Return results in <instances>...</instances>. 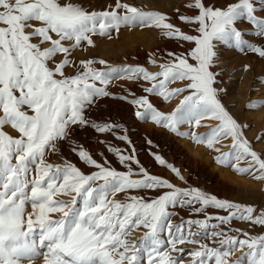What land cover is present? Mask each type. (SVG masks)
Returning a JSON list of instances; mask_svg holds the SVG:
<instances>
[{"label":"snow or ice","instance_id":"6c2138e0","mask_svg":"<svg viewBox=\"0 0 264 264\" xmlns=\"http://www.w3.org/2000/svg\"><path fill=\"white\" fill-rule=\"evenodd\" d=\"M186 7L196 14L181 15L179 20L193 25L195 35L184 32L164 14L142 11L121 0L99 12L88 11L74 0H0V264H32L40 257L44 264H143V259L147 264H183L185 250L178 245L185 244L198 246L186 253L191 264H229L228 258L245 248L235 264H245V260L246 264H264V233L252 236L236 229L238 234H233L231 227L233 221H240L264 228V211L257 214L252 206L222 200L195 187L179 188L150 174L124 125L89 116L99 99L118 98L133 106L139 121H150L209 149L230 138L231 151L217 156V163L227 166L234 158L237 163L231 167L238 174L264 181V158L253 150L241 125L223 106L214 87L218 74L210 70L220 45L230 44L264 58V43L244 38L253 35L264 42V18L257 15L264 13V0H238L224 7L192 0ZM240 22L253 31L238 30ZM122 27L155 28L164 38L191 47L179 54L168 52L171 59L160 64L155 74L143 66L100 70L93 65L105 61L88 59L77 64L71 59L85 43L93 45V36L111 38V31ZM68 68L73 75L66 74ZM116 79L146 82L150 86H140L147 95L136 96L125 89L131 99L115 97L109 85ZM178 81L184 87L170 90L169 85ZM180 95L183 99L168 114L149 99L155 96L170 102ZM260 106L264 105L253 101L247 107ZM205 119L218 121L208 134L179 131L181 125L199 127ZM6 126L18 135L6 133ZM77 127L111 133L123 141L130 153L104 140L100 143L106 144L107 152L124 170L112 167L106 157L98 162L78 145ZM61 143L68 144L91 171L85 173L63 157V163L48 162L50 154H60ZM146 143L152 146L151 140ZM152 155L159 166L183 180L161 155ZM244 160L248 167H239ZM137 190L159 194L150 200L127 195ZM119 193L126 194V202L114 199ZM61 195L70 199H58ZM177 207H188L194 214H204L203 218L174 223L177 212L171 209ZM208 208L227 215L210 214ZM140 228L147 230L141 241L130 242ZM205 239L211 243H204ZM43 248L47 250L42 252ZM174 252L179 255L173 256Z\"/></svg>","mask_w":264,"mask_h":264},{"label":"rangeland","instance_id":"374dc122","mask_svg":"<svg viewBox=\"0 0 264 264\" xmlns=\"http://www.w3.org/2000/svg\"><path fill=\"white\" fill-rule=\"evenodd\" d=\"M139 1L121 0L122 3L135 6L142 11L164 14L169 18V20L172 23L180 27L184 32L193 35L196 34L194 32L193 25L183 24L179 20V16L181 15L194 16L196 14L193 10H190L186 7V5L192 2V0H186L184 4H182L181 6H179V8L176 9L167 8L168 0H139ZM74 2L78 3L79 5H82L88 11H97V12L110 10L115 4V0H74ZM228 2L235 3L238 2V0H204L206 6H215V7H224ZM257 15L261 18H264V13L258 12ZM237 28L238 30H243V31H253L251 26L247 25L244 22L238 23ZM133 29L128 27H122L118 32L112 30L111 37L113 39L108 38L107 36L104 37H101L99 35L93 36L92 37L94 41L93 45L89 47V45L85 43L81 49H78L75 53H73L71 59L74 60V62H76L77 64L79 63V61L88 60V59H94L96 61H100L97 58V55H95L94 58H91L89 57V54L96 52L95 50L100 51L102 44L108 46L111 44H115L113 41L114 39H116L120 35H126L127 33L135 34L137 32L140 33L148 32L149 34L156 33V35H161L163 37L162 32L155 28L135 27ZM244 38L248 40L250 43H255V44L264 43L253 35H246ZM164 40L165 42L164 44H162V51L174 50L177 51V53L179 54L186 52L191 47V45L183 44V43H180L178 45V42L166 38H164ZM217 52H218V59L215 60L214 66L210 70L213 73L218 74L216 76V83L214 85V87L218 90V97L220 98L225 109L241 125V130L243 132L244 138L250 143L253 150L256 151L258 155H261L262 158H264V127L260 125V119L257 117L255 118V113H254L255 111L257 113L264 106H260L256 109H253L252 111L254 110L255 111L251 113L252 115L248 114L249 108L247 107L250 104L249 102H253L255 100H256L255 102H258L260 105H264V94H263L264 83H262L264 82V58H260L259 56L248 51L242 52L236 50L230 44L218 46ZM152 62L153 61L144 65L143 67L146 68L145 70L148 71L149 73L152 74L158 73L160 71L159 65L163 63L162 62L152 63ZM99 66L101 67L99 68ZM118 66L120 65L118 64L101 65L99 63L93 65V67L100 70H106L108 67L123 68ZM133 67H137V66H133ZM250 71L252 72V74L254 73L253 74L254 82H256L258 86V88L256 87L257 88L256 92L259 91L258 96L252 98L251 100L248 99V97L246 96L248 95V91H247L248 89L247 87H245L246 85H245V75H244L245 72L246 74L247 73L250 74L251 73ZM66 74L69 76L73 75L74 74L73 69L72 68L66 69ZM120 81L125 82L127 84L131 83L127 80L116 79L112 81L111 84L114 83L119 84ZM242 84L244 86H242ZM144 85L146 87L150 86L146 82H144ZM183 87H184V82H179V81L169 85L170 90L175 88H183ZM239 87H242V89L243 88L244 89L242 91L241 90L239 91ZM128 88H131L132 91L136 94V96L147 95L143 91L140 94H137L135 92V90L137 89L136 86L134 85L130 86L125 84L122 86L121 89L112 90L111 92L115 97L128 96L127 91H125V89ZM239 92L242 93L241 94L242 98L240 100L238 96V94H240ZM186 94L187 93H184V95ZM131 98H132L131 96H128V99ZM149 99L152 103L153 102L155 103V104L153 103V105L157 107L158 110L168 114L171 113L180 103V100L183 99V95L175 97L170 102H164L161 97H155V96H150ZM236 104L237 105L242 104V107L244 106L243 110L240 113H238L237 111ZM131 106L132 105L127 103L125 100L120 101V99L118 98H102L97 101L96 106L89 113V116L91 119L97 120L98 122H102V123L114 122L124 125L127 128V134L129 135L131 141L135 145L138 159L140 160L141 164L149 171L150 174L163 177L179 188L195 187L209 195L216 196L219 199L227 200L233 203H238L242 206H252L254 209L257 210V214L260 211H264V181L257 180L253 178V176L248 174H243V175L238 174L234 170V168L231 167V164L237 163L234 158L227 166L217 163L216 160L217 156L221 155L222 153H227L231 151L230 138L222 139L219 143H216L212 149H209L204 144L195 143L188 137L176 135L172 132H169L166 129H162L160 127L155 126L153 123L151 124V122L139 121L137 118H135L134 115L135 109L133 108V106L132 107ZM128 108H132L134 110L133 112H130L129 115L131 116L126 115ZM131 119L136 121V123L139 125H141L142 123L145 125L148 124L153 125V129L150 130L149 134L147 132L149 130H147L143 134L139 133L136 130V128L132 126ZM217 124L218 121L212 119H205L201 121V125L199 127L193 129L189 125H184V127L179 128V131L180 132L182 131L181 133H188L191 131H195L197 135H204L210 133L211 129L215 127ZM4 131L14 137L18 135L14 130H12L10 127L7 126L4 128ZM154 131H157L159 135H154ZM258 137H260V139H257ZM74 138L77 141L78 145L83 146L85 150H88L90 154L93 156V158L96 159L98 162L103 163V159L106 157L111 162L112 167L116 168L117 170H121V171L124 170L122 166L118 163L114 155L107 152L106 144L111 145L113 147L126 149L128 153L131 152V149L123 141L115 139L111 133L98 134L90 128L80 129L79 127H77L74 132ZM165 139L174 142L175 143L174 145L176 147L177 145L180 144V149L183 146V144H185V146L186 145L189 146L194 151L198 150L199 153L196 152L195 154H197L196 156L198 157V159L200 158L203 159L202 165L188 164L183 158L181 150L179 151V153L176 154L177 156L175 155V157H173L172 149L168 145V142L164 143ZM101 140L106 141V144L100 143ZM148 140L152 141L151 147L146 143V141ZM156 145H158V147H156ZM59 148H60V154H50L49 157L47 158L48 162L53 164H60L63 163V159H62L63 157L66 158L69 162L76 164V166L79 167L81 170H83L85 173L91 171V169H89L79 161L78 157L71 151L68 144L61 143L59 145ZM215 149H219V151H216ZM101 153H103V156L100 155ZM153 153L161 155V157L165 159L167 164H170L173 167H175L180 172V175L183 177V180L176 177L169 169L159 166L153 158L152 155ZM204 163L207 165L206 174L200 172V170H202ZM238 166L248 167V163L246 160L240 161L238 163ZM133 168L135 169L136 165H133ZM211 173L212 176H210ZM134 178H139V177H134ZM158 194H159L158 192L150 191V190H137V191H130L129 193H127V195L143 196L146 200L155 198ZM125 195H126L125 193L116 194L114 199L120 202H126ZM57 198L64 201L70 199L69 196H65V195H61ZM196 207H199V205H196ZM171 210L177 212V215L172 218L174 223H179L182 218L185 220L190 218L200 219L203 218L204 215L202 213L194 214L191 212V209L188 207H184V208L177 207ZM27 211L28 212L32 211L30 205L27 207ZM206 211L213 215H220V216L227 215V213L224 211H218L212 208H208ZM53 218L54 219L58 218V214L54 215ZM231 227L233 228V234H238L235 233L236 229L244 230L252 236H256L258 234L264 233V228L251 225L249 222L233 221ZM145 231L147 230L143 228L135 230L132 236L130 237V242H137V243L140 242L141 239L143 238ZM162 238L166 240L167 237L165 235ZM240 238H244V237L240 236ZM203 242L209 244L211 243L206 239ZM178 247L183 248L185 250V255L183 257V264H191V257L188 256L186 253L192 250H196L198 246L185 244V245H178ZM46 250H47L46 248L41 249L42 252H45ZM246 251L247 249L245 248L243 251L234 252V254L228 258L229 264H235V261L242 256L243 252ZM141 255L143 257V253ZM172 255L178 256L179 253L174 252L172 253ZM25 264H28V262L25 261ZM32 264H44L43 258L42 257L37 258L32 262ZM143 264H147L146 259H143ZM245 264H246V260H245Z\"/></svg>","mask_w":264,"mask_h":264},{"label":"bare ground","instance_id":"6f19581e","mask_svg":"<svg viewBox=\"0 0 264 264\" xmlns=\"http://www.w3.org/2000/svg\"><path fill=\"white\" fill-rule=\"evenodd\" d=\"M139 1V0H138ZM140 2V1H139ZM186 2V0H168L167 2V8H179V6H181L182 4H184ZM133 29V28H132ZM124 30V29H123ZM134 30V29H133ZM139 31V30H138ZM126 34V33H125ZM98 37V36H97ZM99 38V37H98ZM112 38V37H111ZM113 39V38H112ZM115 44H111V45H105L102 44L100 51H97L95 49L96 52L94 53H90L89 57L94 58L95 55H97V58L100 61H105L107 65H115L118 64L120 66L118 67H133V66H144L148 63H150L151 61L153 62H158V63H165L166 61H169L171 58L168 57L167 53L168 52H175L177 53V51L174 50H170V51H162V44H164L165 40L161 35H156V33L154 34H149L148 32H144V33H140L137 32L135 34H129L127 33L126 35H120L118 36L116 39L113 40ZM96 42V41H95ZM170 42V41H169ZM115 46V47H114ZM90 47V46H89ZM161 49V50H160ZM175 49V48H174ZM86 50V49H85ZM178 54V53H177ZM101 66H99L100 68ZM146 69V68H145ZM251 72V71H250ZM244 73V72H243ZM254 74V73H253ZM253 74L252 72L250 74H246L245 72V87H247V91H248V95H246L248 97V99H252L255 98L256 96H258V92L257 91V83L254 82V78H253ZM237 75V74H236ZM120 84V85H119ZM119 84H111L109 85V89L110 91L112 90H118L121 89L122 86L125 85H130V86H136V90L135 92L137 94H140L143 90L141 88L140 85H143L144 87H146L144 85V81H140L139 84L137 83H125L120 81ZM239 84V83H238ZM122 85V86H121ZM242 86H244L242 84ZM257 87V88H256ZM131 89V88H128ZM141 89V90H140ZM244 89V88H243ZM242 87H239V91L243 90ZM132 90V89H131ZM134 90V89H133ZM240 93V92H239ZM246 93V92H245ZM143 94V93H142ZM241 94H238L239 96V100L242 98ZM264 94V91H263ZM122 95V94H121ZM261 95V94H260ZM138 96V95H137ZM141 96V95H140ZM159 99V98H158ZM255 100V99H254ZM121 101V99H120ZM256 101V100H255ZM242 102V101H240ZM239 102V103H240ZM154 103V102H153ZM251 103V102H249ZM155 104V103H154ZM237 105V104H236ZM132 107V106H131ZM236 107V106H235ZM244 107V106H243ZM242 104H238L237 105V111L238 113H240L243 110ZM262 108V107H261ZM264 108V107H263ZM260 109L257 113L256 111H252L253 109H249L248 110V114H251L252 112L255 113V118H259L260 119V125L262 127H264V109ZM169 109V108H168ZM171 109V108H170ZM134 110L132 108H128L126 115L128 116L130 114V112H133ZM170 111V110H169ZM246 113V112H245ZM257 114V115H256ZM252 115V114H251ZM131 116V115H129ZM254 116V114H253ZM131 118V117H130ZM134 118V117H133ZM136 118V117H135ZM252 119V117H251ZM132 120V119H131ZM137 120V119H136ZM251 121V120H250ZM150 122V121H149ZM140 123V122H139ZM131 124V123H130ZM143 124V123H142ZM139 125L136 123V121L132 120V126L134 128H136V130L139 133H145L147 130L148 134L150 133V130L153 129V125ZM152 124V123H151ZM180 127H184V125H181ZM160 129V128H159ZM182 132V131H181ZM167 133V132H166ZM168 134V133H167ZM154 135H159V133L157 131H154ZM163 136V135H162ZM173 136V135H171ZM179 137V136H178ZM157 139V138H156ZM155 139V142H156ZM160 139V138H159ZM180 139V138H179ZM168 142V145L171 147L172 149V156L175 157V155L177 153H179V151L181 150V153L183 155V158L185 159V161L190 164V165H202V160L203 159H198V157L196 156L197 154H195L196 152L199 153L198 150L194 151L192 150L189 146H185V144H183V146L180 149V144L177 145V147L174 145L175 143L172 141H168V140H164V143ZM158 143V142H157ZM257 144V143H256ZM192 146V145H191ZM198 146V145H197ZM200 147V146H199ZM203 147V146H202ZM161 148V147H160ZM204 148V147H203ZM207 148V147H206ZM194 152V153H193ZM193 153V154H192ZM165 155V154H164ZM149 156V155H148ZM177 156V155H176ZM210 158V157H209ZM216 163V162H215ZM212 164V163H211ZM213 165V164H212ZM215 166V165H214ZM205 170H204V168ZM202 167V170H200V172H203L206 174V169H207V165L204 163ZM219 167V166H218ZM221 168V167H220ZM219 172V171H218ZM217 173V172H216ZM221 173V171H220ZM204 174V175H205ZM212 176V173L211 175Z\"/></svg>","mask_w":264,"mask_h":264}]
</instances>
